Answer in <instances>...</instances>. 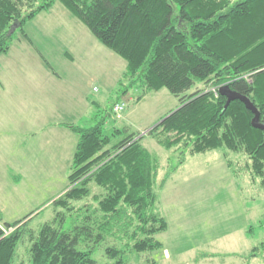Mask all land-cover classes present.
<instances>
[{
    "label": "trees",
    "instance_id": "obj_1",
    "mask_svg": "<svg viewBox=\"0 0 264 264\" xmlns=\"http://www.w3.org/2000/svg\"><path fill=\"white\" fill-rule=\"evenodd\" d=\"M56 1L126 61L123 76L129 86L166 88L179 98L178 108L148 132L159 145L191 154L221 148L231 169L229 152L243 154V167L264 188V127L255 125V114L244 101L228 102L220 91L228 86L247 96L264 126V0H0V55L9 52L27 20ZM16 20L21 24L9 34ZM197 84L204 88L192 90ZM104 125V119L90 127L65 124L79 139L69 184L52 201L55 216L38 230L29 229L26 218L3 223L0 264L15 263L25 237L28 264H127L121 247L106 248L111 262L93 257L94 246L108 236L126 240L137 253L163 248L156 234L168 224L158 208L157 188L165 186L177 166L157 183L158 159L142 138H135L138 133L113 142ZM121 133L117 129L114 135ZM91 182L105 190L95 197L100 215L73 205L90 195ZM253 257L264 261V240L252 247L248 258Z\"/></svg>",
    "mask_w": 264,
    "mask_h": 264
},
{
    "label": "rangeland",
    "instance_id": "obj_2",
    "mask_svg": "<svg viewBox=\"0 0 264 264\" xmlns=\"http://www.w3.org/2000/svg\"><path fill=\"white\" fill-rule=\"evenodd\" d=\"M10 49L0 55L1 228L26 218L28 228L38 230L53 219L52 201L69 184L79 139L65 124L90 127L104 119L113 142L138 133L135 138L158 159L157 183L168 169H177L157 188L158 208L168 224L156 234L163 248L137 253L126 240L108 236L93 248L99 263L111 262L106 248L116 246L124 249L127 264H264L260 257L248 258L264 240V188L243 167L245 156L230 151L231 169L224 149L184 153L165 149L148 134L178 108L177 96L166 88L129 86L126 61L59 1L27 20ZM121 102L126 106L116 112L112 106ZM117 129L121 135H114ZM89 186L90 195L73 205L100 215L95 197L105 190L93 182ZM29 247L28 238L19 242L14 264L29 263Z\"/></svg>",
    "mask_w": 264,
    "mask_h": 264
},
{
    "label": "water",
    "instance_id": "obj_3",
    "mask_svg": "<svg viewBox=\"0 0 264 264\" xmlns=\"http://www.w3.org/2000/svg\"><path fill=\"white\" fill-rule=\"evenodd\" d=\"M20 24H21V22L19 20H16L13 23V25L11 26V28L9 30V34L13 33L20 26ZM220 91L228 96V102H230L233 99H241L242 101H244L245 104L247 105V107L249 109H251L254 112V114H255V117H254L255 125L258 126V127H264L262 124H260L259 112H258L257 108H255L253 106L252 102L250 101V99L247 96L241 95V94H239V93H237L235 91L230 90V88L228 86H222L220 88ZM164 118L165 117H163V119ZM163 119H161L159 122H161Z\"/></svg>",
    "mask_w": 264,
    "mask_h": 264
},
{
    "label": "built area",
    "instance_id": "obj_4",
    "mask_svg": "<svg viewBox=\"0 0 264 264\" xmlns=\"http://www.w3.org/2000/svg\"><path fill=\"white\" fill-rule=\"evenodd\" d=\"M126 106V103L124 102H121V103H117L115 106H114V110L116 112H119V111H122Z\"/></svg>",
    "mask_w": 264,
    "mask_h": 264
},
{
    "label": "crops",
    "instance_id": "obj_5",
    "mask_svg": "<svg viewBox=\"0 0 264 264\" xmlns=\"http://www.w3.org/2000/svg\"><path fill=\"white\" fill-rule=\"evenodd\" d=\"M10 50H11V49H10ZM10 50H9V52H10ZM9 52H8V53H9ZM8 53H6V54H8ZM44 66H45V65H44ZM45 68H47V67L45 66ZM47 69H48V68H47ZM48 70H49V69H48ZM49 71H50V70H49Z\"/></svg>",
    "mask_w": 264,
    "mask_h": 264
}]
</instances>
